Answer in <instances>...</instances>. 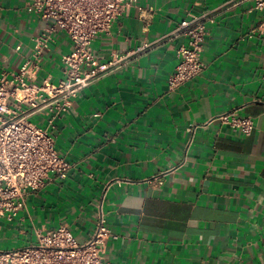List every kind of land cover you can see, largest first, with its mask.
I'll use <instances>...</instances> for the list:
<instances>
[{"label": "crops", "instance_id": "1", "mask_svg": "<svg viewBox=\"0 0 264 264\" xmlns=\"http://www.w3.org/2000/svg\"><path fill=\"white\" fill-rule=\"evenodd\" d=\"M29 0H0V71L18 72L45 23ZM92 50L123 59L83 88L55 127L68 162L31 192L0 249L35 242L37 229L67 225L86 241L102 215L106 264H264V29L252 0H136ZM214 11L206 68L171 90L168 79L191 16ZM68 35L54 34L32 83L63 75ZM250 116L246 136L219 115ZM162 183H158L157 179Z\"/></svg>", "mask_w": 264, "mask_h": 264}, {"label": "built area", "instance_id": "2", "mask_svg": "<svg viewBox=\"0 0 264 264\" xmlns=\"http://www.w3.org/2000/svg\"><path fill=\"white\" fill-rule=\"evenodd\" d=\"M252 2V9L260 14L259 27L264 29V0ZM132 6L143 10L136 0H29L27 10L45 23L34 39L32 57L18 72L0 71V224L2 219L13 221L25 208L28 194L43 189L52 175L65 177L69 164L56 148V121L71 109L83 88L123 59L113 56L101 64L92 44L98 35L109 33ZM214 11L186 18L172 32L185 37L186 42L177 49L180 61L168 79L171 90L206 68L201 52ZM58 31L65 32L71 43L70 51L62 57L63 75L57 82L45 78L32 83L41 56ZM218 118L246 136L255 127L252 117L235 110ZM157 182L162 183L160 179ZM109 236L102 215L84 242L77 241L64 224L37 229L35 242L0 249V264H106L102 245Z\"/></svg>", "mask_w": 264, "mask_h": 264}, {"label": "rangeland", "instance_id": "3", "mask_svg": "<svg viewBox=\"0 0 264 264\" xmlns=\"http://www.w3.org/2000/svg\"><path fill=\"white\" fill-rule=\"evenodd\" d=\"M36 241V240H35Z\"/></svg>", "mask_w": 264, "mask_h": 264}]
</instances>
